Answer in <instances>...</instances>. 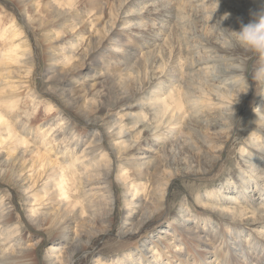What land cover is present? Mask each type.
<instances>
[{
    "label": "rangeland",
    "instance_id": "obj_1",
    "mask_svg": "<svg viewBox=\"0 0 264 264\" xmlns=\"http://www.w3.org/2000/svg\"><path fill=\"white\" fill-rule=\"evenodd\" d=\"M215 1L218 10L200 3L196 9L190 0H0V53L9 50L8 35L17 30V43L28 47L23 59L35 61L31 70L23 61L0 63V100L17 105L15 111L11 102L0 107L17 135L10 141L0 132V221H6L0 225V244H8L0 246V264H54L72 252L71 264H153L160 255L159 264H167L169 256L179 259L175 264H191L201 255L217 264L215 255L222 260L227 248L235 255L249 251L257 257L252 263L264 264V225L261 215L252 212L264 208V84L251 78L257 57L251 52L245 57L246 84L226 74L235 62L196 50L203 40L227 47L220 27L239 31L236 24H247L255 12L250 0ZM160 3L185 17L176 26L181 45H167L171 30H160L165 23L147 12ZM190 8L205 10L208 19L194 22ZM215 33L219 41L211 39ZM190 34L195 36L188 39ZM205 58L211 60L207 68L186 69ZM208 74L220 81L214 95L204 84ZM185 78L195 79L185 88L184 122L166 125L154 101L167 96L170 81ZM19 84L24 87L15 90ZM241 93L243 102L237 100ZM216 107L235 114L240 107L232 129L215 131L191 119ZM17 140L28 144H13ZM205 156L211 159L207 165ZM73 158L80 159L76 173L67 168ZM157 162L155 170L152 163ZM57 171L65 181L60 194L53 180L46 186L50 175L58 178ZM83 176H92L90 188L109 178V189L99 199L113 206L101 222L80 212L67 219L75 207L79 211V205L98 200L94 193L90 201L79 199ZM81 225L93 232L92 238L83 236ZM256 239L263 246H249Z\"/></svg>",
    "mask_w": 264,
    "mask_h": 264
},
{
    "label": "bare ground",
    "instance_id": "obj_2",
    "mask_svg": "<svg viewBox=\"0 0 264 264\" xmlns=\"http://www.w3.org/2000/svg\"><path fill=\"white\" fill-rule=\"evenodd\" d=\"M190 2H191V6L192 7H195L196 9L197 8H200V6H198L197 5V3H200L201 4V6H204L206 9H209L208 7L209 6H212L214 9H219V7H220V2H217V1H213V0H208L207 2H206V0H190ZM124 3V2H123ZM247 3H248V5H251L252 7H253V12H258V11H261V10H264V0H250L249 2L247 1ZM176 4V3H175ZM246 4V3H245ZM163 5V4H162ZM243 5H244V2H243ZM132 6V5H131ZM185 5H183L182 4V7H184ZM222 6V5H221ZM123 7V6H122ZM129 7V6H128ZM181 7V8H182ZM211 7V8H212ZM224 7V6H223ZM246 7V6H245ZM248 7V6H247ZM246 7V8H247ZM178 8H180V6L178 7ZM180 8V9H181ZM210 8V9H211ZM212 8V9H213ZM191 9V8H190ZM196 9H191L192 10V12H193V21L194 22H203L204 21V19H208V17L206 16V17H204V14H206V11L205 10H196ZM142 10V9H141ZM150 11H152V13H154L153 15L156 17V20L157 21H160V20H162L164 23H165V25H161V28H160V30L161 29H165V28H167V29H169V30H171V32H170V35H168V38H166V40H164L165 42H167V45H170V44H175V42H178L179 44L181 43L182 44V41H179V38H177V30H176V26L177 25H179V24H184L183 23V19H185V17H179V14H181V13H176V9H174L173 10V8L170 6L169 8L168 7H164V8H161V3H160V5H151L150 6V10H147V12H150ZM181 11V10H180ZM145 12V11H144ZM132 13H134V12H132ZM185 13V12H184ZM187 13V12H186ZM191 13V12H190ZM148 15V14H147ZM152 15V14H151ZM192 15V14H191ZM224 15V14H223ZM217 16V15H216ZM220 16H222L221 14H220ZM131 17V16H130ZM211 17V16H210ZM175 18L177 19V21L174 23V20H175ZM192 19V18H191ZM222 19H223V17H222ZM155 20V21H156ZM210 20H211V18H210ZM217 19L215 18L213 21L215 22ZM226 20V19H225ZM221 21V20H220ZM163 22H161V23H163ZM171 23H173V25L171 24ZM216 23V22H215ZM237 23V21L236 20H233L232 21V26H233V24H236ZM169 24H171L172 26L171 27H167V25H169ZM194 24V23H193ZM206 24V23H205ZM187 25V24H186ZM154 27V26H153ZM163 27V28H162ZM173 27V28H172ZM238 27V28H237ZM241 28V26L240 25H238V23L236 24V29H240ZM17 30H15L14 31V33H12V35H8V33H6L5 31H3V33H5V34H7L8 36H10V37H8V39H10L11 41H12V43H11V45H10V48H9V50H5V51H2L1 53H0V63H1V65L2 64H14V63H17V62H21V61H23V63L25 64V66H30L29 68H30V70L32 69V67L34 66V63H35V61H33V57L31 58H29V60H27V59H23V57L25 56V49H28V47L26 46V44L24 43V44H22L21 45V43H17V40H16V38L19 36V35H17V32H16ZM191 31V30H190ZM182 32V31H181ZM215 31H213V33H214ZM10 33V32H9ZM217 33H215L214 35H212L211 36V39L213 40V38L215 39V40H217V35H216ZM167 35V34H166ZM195 36V34H190V36H189V38L188 39H190V38H193ZM197 37V36H196ZM177 38V39H176ZM147 40H145V42H146ZM217 41H219V40H217ZM198 42V41H197ZM16 43H17V45H16ZM223 43V45H225L226 44V42H222ZM180 44V45H181ZM179 45V46H180ZM227 45V47H225V48H223V47H217V46H210L209 45V41L208 40H203L202 41V43H200L199 45H196L197 47V51L199 50V51H202V53L204 52H207L208 53V51L209 52H211L212 54L213 53H215V54H217V55H221L222 57H224V58H222V59H224L225 61H231V62H235L234 63V65H232L231 66V68H233V69H230V71L228 72V73H226V74H230V75H235V77H239L240 79H245V78H247V76H246V74H247V71L245 72V73H242V72H244V70H247V63H246V61H245V57H247L248 56V54H250L249 52H247L246 50H244V49H242V48H240V47H233V46H229L228 44H226ZM173 47V46H172ZM192 47V46H191ZM164 48V47H163ZM179 48V47H178ZM171 50H173V49H171ZM179 50V49H178ZM191 50V49H190ZM177 51V50H176ZM187 51V50H186ZM23 52V53H22ZM151 52V51H150ZM159 52V51H158ZM165 52V51H164ZM179 52H182V50L180 51L179 50ZM178 52V53H179ZM169 53V52H168ZM183 53V52H182ZM182 53H180V54H182ZM161 54V53H160ZM184 54V53H183ZM147 55V54H146ZM168 55V54H167ZM186 55V54H185ZM153 56V55H152ZM157 56V55H156ZM176 56V55H175ZM183 56V55H182ZM143 57H145V56H143ZM158 57V56H157ZM146 58V57H145ZM151 58H153V57H151ZM159 59H160V57H158ZM148 59V58H147ZM150 60V59H149ZM152 60V59H151ZM162 60V59H161ZM178 60V62L180 61V68H178L179 69V71H181V74H183L184 73V70H183V65H184V63H181V61L183 60H181V58H178L177 59ZM159 61V60H158ZM211 60L210 59H208V58H205V60L203 61H201V60H199V61H194V62H191V65H188V66H186V69L187 70H189V71H191V69H194V66L195 67H202V66H206L205 64H207V63H209ZM151 63V62H150ZM153 64V63H152ZM160 64V63H159ZM179 64V63H178ZM137 65H138V63H137ZM156 65V64H155ZM169 65V64H168ZM237 65V66H236ZM4 66V65H3ZM2 66V67H3ZM152 66V65H151ZM1 67V68H2ZM134 67V66H133ZM139 67V66H138ZM161 67V66H160ZM210 67V66H209ZM212 67V66H211ZM206 68H207V66H206ZM211 69V68H210ZM214 69V68H213ZM134 70V69H133ZM137 70H139V69H137ZM174 71V70H173ZM176 72V71H175ZM212 73H213V71H212ZM138 74V73H137ZM180 74V73H179ZM226 74L223 76V77H226ZM185 75V74H184ZM178 76V75H177ZM183 77V76H182ZM185 77V76H184ZM188 77V76H187ZM243 77V78H242ZM201 78V77H200ZM220 78V77H219ZM174 79V78H173ZM195 79V78H194ZM193 79V80H194ZM205 80H204V84L206 85H208V86H210L209 88H210V92H212V94L214 95L215 93H218V90H219V88L217 87V84H218V81L217 80H215V78H214V76L212 75V74H208V75H206V77L204 78ZM1 80V79H0ZM191 80V81H190ZM189 80V78H185V80H180L179 82H173V81H170L169 82V85H170V87H168L169 89V91H168V93H165V94H167V96L166 97H161V94H160V99L159 100H155L154 102L156 103V107H158V108H160L162 111L160 112L159 111V114L160 113H162L163 114V119H164V124H169V125H175V126H177V125H179L181 122H184V119L185 118H183L182 120H181V118L185 115V113L182 111L183 109H184V104H185V99H189V97H188V95H189V93L188 92H185V88H191L192 87V84H193V80L192 79H190ZM197 80V79H196ZM195 80V81H196ZM246 80V79H245ZM2 81V80H1ZM178 81V80H177ZM21 82V81H20ZM222 82H226V80H223ZM246 82V84L248 83V78H247V80L245 81ZM245 82H244V84H245ZM219 83H220V81H219ZM203 84V85H204ZM20 85V84H19ZM204 85V86H205ZM24 86H19V87H15L14 89L15 90H20V89H22ZM164 87V86H163ZM166 87V86H165ZM194 87V86H193ZM206 87V86H205ZM164 89V88H163ZM217 90V91H216ZM223 92L228 96L230 93H229V91H226V90H223ZM250 93V91L249 90H247L246 92H245V95L246 96H248V94ZM211 94V93H210ZM239 95V94H238ZM237 95V96H238ZM240 95H242L240 98H238L237 100H241L242 98H243V93H241ZM212 96V95H211ZM230 96V95H229ZM233 98H234V96L233 95H231ZM2 98V97H1ZM210 98V97H209ZM230 98V97H229ZM210 100H213L212 98L210 99ZM1 102H0V107H2V106H4V103H7V102H11L10 100H8V101H6V102H4V103H2V100H0ZM170 101H171V103H170ZM235 101V100H234ZM244 101V98H243V100H242V102ZM222 103H225V102H222ZM232 103V102H231ZM10 104H12L14 107V109H13V111H15L16 109V103H14V102H11ZM202 104H204V103H202ZM201 104V105H202ZM237 104H240V102H238ZM193 105V106H192ZM191 106L192 107H197V106H195V104H192ZM219 105V104H218ZM222 105V104H221ZM230 105V103H228L227 104V106H229ZM239 106H241V105H239ZM155 108V107H154ZM197 108H199V107H197ZM196 108V109H197ZM238 109H240V107H237V109H235V111H236V114L234 113V112H229L230 110H228L227 109V111H224L225 109H224V107H222V108H217L216 107V109H212V108H207V109H205V111H201V114L200 113H193V116L194 117H191V119L192 118H194L195 119V121L198 119V123L199 124H201L202 123V125L203 124H206L205 126L206 127H208V125L210 126V127H212V129L213 130H215V131H221V130H224V129H228V130H230V129H232V127H233V125L235 124V121H236V115L238 114ZM159 110V109H158ZM204 115H205V121H204ZM160 116V115H159ZM187 118H190V117H187ZM201 120H203V121H201ZM143 121V120H142ZM191 121V120H190ZM186 122H188V119H186ZM191 123V122H190ZM194 123V122H193ZM197 123V124H198ZM164 124H162V126H157L156 128H154L155 130H159V129H161V127L163 128V126H164ZM185 124V123H184ZM188 125V124H187ZM205 128V127H204ZM175 129H177L176 127H175ZM191 129V128H190ZM163 130V129H162ZM0 132H6L7 134H8V136L7 137H9V140L10 141H15V136H17L16 135V133L13 131V129H12V127H11V125L5 120V118H4V113L2 112H0ZM1 133V134H2ZM65 133V132H64ZM160 133V132H159ZM172 133V132H171ZM225 133H227V132H225ZM48 134V133H47ZM47 134H45L46 136H47ZM230 134H231V132L230 133H228V136L227 137H230ZM60 135H61V133H60ZM158 135H161V134H158ZM227 135V134H226ZM17 138V137H16ZM56 141V140H55ZM22 143L24 146L25 145H27L28 143L26 142V141H22V142H20V141H16L15 143H13V144H16L17 143V145L19 144V143ZM137 144H138V142H137ZM184 144V143H183ZM188 144V143H187ZM73 145V144H72ZM139 145V144H138ZM181 145V144H180ZM255 145V144H254ZM22 146V145H21ZM131 146H133V145H131ZM130 146V147H131ZM20 147V146H19ZM129 147V148H130ZM128 148V149H129ZM186 148H189V146H187L186 145ZM190 149V148H189ZM221 149L222 148H220V150L219 151H221ZM124 150H125V148H124ZM127 150V149H126ZM135 150V149H134ZM30 151V150H29ZM69 152H71V150L70 149H68V153ZM29 154V153H28ZM88 154H90V153H88ZM38 155H40V156H45V155H43V154H41L39 151H38ZM2 157V156H1ZM169 157V156H168ZM140 159L139 160H148L149 158L148 157H139ZM211 158V157H210ZM49 159V158H48ZM134 159V158H133ZM42 160V159H41ZM46 160V159H45ZM50 160V159H49ZM72 160V159H71ZM70 160V161H71ZM79 161H80V159L79 158H77V159H74L73 158V161H71V162H73V163H71V164H67V168H68V170H72L74 173H76L77 172V164L79 163ZM211 161V159H209L207 156H205L204 157V161L202 162L203 163V165L205 164V165H207V164H209V162ZM44 162H47V165H52V164H54V163H52V161H44ZM84 163L86 162V161H83ZM83 163V164H84ZM200 163V162H199ZM56 164H58V163H56L55 162V166H56ZM60 164V163H59ZM144 164V166L145 167H150V162L148 163V162H146V163H143ZM46 165V166H47ZM61 165V164H60ZM54 167V166H53ZM152 167H153V169L155 168V170H157L159 167H160V164H159V162H157V163H152ZM42 168H44V167H42ZM62 168V165L61 166H59L58 167V169L60 170ZM170 168V167H169ZM263 168H264V165H263ZM54 169V168H53ZM56 169V168H55ZM54 169V170H55ZM57 169V170H58ZM101 169V168H100ZM53 170V171H54ZM89 170V169H88ZM257 170V169H256ZM256 170H254V171H256ZM91 171V170H90ZM89 171V172H90ZM102 171H104V170H102ZM57 172H59L57 175H56V173H55V175L56 176H58V178H55V176L53 175V176H51L50 175V177L49 178H47V181L46 182H48V183H46V186L47 185H49V181L51 182L52 180L55 182V184L53 185V187H54V192L55 193H58V194H60V193H62V192H64V184L63 183H65V181L63 180V177H62V175H61V171H57ZM82 174H84L83 172H82ZM90 174V173H89ZM107 174V173H106ZM12 175H14V174H12ZM108 175H110V174H108ZM14 177V176H13ZM97 177V176H96ZM88 178H89V176H88ZM91 178H92V176L90 177V179H87V178H85L84 176L83 177H81V179H83L82 181H83V183H82V186H81V188H79V189H81V191L79 192V199H81L82 200V202H84V200L86 201L87 200V198H88V200L90 199V198H92L93 196H95V195H97V201H95V203H93V202H89L90 204H81V205H79L78 207H79V211L76 209V207L71 211V213H72V215H70L71 213H68L69 214V216L67 217V219L68 220H72V219H74V216H75V214H77V213H79L80 212V214H82V215H87L88 213H91V214H93L94 215V221H98V222H101V221H103V219H102V217L103 218H105V216H106V214H107V212H109V210H111L112 209V207L111 206H113V203H111V201L109 200L108 201V203H106V202H104V200L103 199H99L100 197H101V193L103 192L102 190H106V189H109V187H107V184H108V180H109V178H107V176L106 177H103V182H99V181H96V183H101L102 184V186L101 187H97V188H90V186L91 185H93L94 184V182L91 180ZM95 183V184H96ZM104 185V186H103ZM91 193H94V195L93 196H91ZM64 194V193H63ZM63 194H61V195H63ZM60 195V196H61ZM91 196V197H90ZM67 198V197H66ZM229 198L231 199L232 198V201L233 202H236L235 200H237V198H236V196L235 197H231V196H229ZM87 200V201H88ZM90 201V200H89ZM78 204V203H77ZM259 204V203H258ZM260 205H261V203H260ZM160 206V205H159ZM158 206V207H159ZM69 211V212H70ZM78 211V212H77ZM28 212H30V211H28ZM76 212V213H75ZM157 213H160V209L159 210H157L156 211ZM252 212H254V216H256L257 214H260L261 216H258L259 217V222H260V224H262V225H264V208H261V209H254V211H252ZM66 213V214H67ZM64 214V213H63ZM67 214V215H68ZM93 215H92V217H93ZM143 216V215H142ZM39 216H37V218H38ZM72 217V218H71ZM188 217V216H187ZM36 218V219H37ZM142 218V217H141ZM187 219V221H189V219L188 218H186ZM197 219V218H196ZM196 219H195V222L197 223L198 221H196ZM67 220V221H68ZM44 221V220H43ZM105 221V220H104ZM96 222H94V223H96ZM6 223V221H4V220H2V221H0V225L1 224H4V225H6L5 224ZM8 223V222H7ZM103 223V222H102ZM245 225H249L250 224V221H247V222H245L244 223ZM83 226V227H82ZM78 228H81V230H80V232L81 233H83V236L84 237H93V232L92 231H89V228H85L84 227V225H81V226H79ZM72 233V232H71ZM190 235H193L192 233H190ZM197 235L199 236V234L197 233ZM246 236H248V235H245V237ZM86 238H85V240H86ZM228 242V241H227ZM235 242V241H234ZM257 243L256 245L258 246V247H261V246H263L262 245V243H263V241H261V240H258V239H256L255 241H252V242H249V246H253V244L254 243ZM235 244H236V242H235ZM6 245H8L7 243H3V244H0V246H6ZM79 246H80V244H78ZM77 245V246H78ZM214 245H217V242L214 244ZM78 246V247H79ZM213 245H211L210 247H212ZM264 247V246H263ZM52 249L54 248V247H51ZM80 248V247H79ZM83 248V247H82ZM82 248L81 249H77V250H75L76 252L77 251H80V250H82ZM29 249V248H28ZM230 249H232V248H230ZM230 249H228L227 248V254L225 255V256H223L222 258V260H223V262L224 263H222V264H236V263H233V260H238V259H241L240 260V264H255V263H252V262H256L257 261V257H255L254 255H250L249 253V251H248V253L247 254H241V255H235L234 253H232L231 252V250ZM30 251V250H29ZM26 251H22L21 253L19 252V254L22 256V257H24V256H26ZM15 255V254H14ZM19 255V256H20ZM213 255V254H212ZM161 256V255H160ZM160 256L159 257H157L159 260H161L160 259ZM215 257H216V260H214V262L213 263H217V264H220V262L222 261V260H220V257H219V255H215ZM237 257V258H236ZM20 258V257H19ZM75 258V252H72V253H70L69 255H68V257H64V259L63 260H59V259H56L55 260V262H54V264H71L72 262V260ZM162 258V257H161ZM227 258L229 259V260H227ZM176 258H174V257H172V256H169V257H167V261H168V263L167 264H175V262H179V259L176 261L175 260ZM1 260V259H0ZM159 260H157L156 259V261H154L153 262V264H159ZM3 264H6L5 262L3 263ZM191 264H211V262H208L207 260H206V257H204V256H199V258L198 259H193V262L191 263ZM258 264H262V263H260V262H258Z\"/></svg>",
    "mask_w": 264,
    "mask_h": 264
},
{
    "label": "clouds",
    "instance_id": "obj_3",
    "mask_svg": "<svg viewBox=\"0 0 264 264\" xmlns=\"http://www.w3.org/2000/svg\"><path fill=\"white\" fill-rule=\"evenodd\" d=\"M227 16L228 14H225L223 19H227ZM219 35L227 41L229 46H238L255 54L257 65L253 69L251 78L256 83L264 84V10L254 13L247 24H241L239 31L220 27Z\"/></svg>",
    "mask_w": 264,
    "mask_h": 264
}]
</instances>
